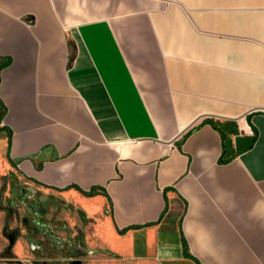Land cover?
<instances>
[{
	"label": "crops",
	"instance_id": "obj_1",
	"mask_svg": "<svg viewBox=\"0 0 264 264\" xmlns=\"http://www.w3.org/2000/svg\"><path fill=\"white\" fill-rule=\"evenodd\" d=\"M124 264H264V0H0V164Z\"/></svg>",
	"mask_w": 264,
	"mask_h": 264
},
{
	"label": "rangeland",
	"instance_id": "obj_2",
	"mask_svg": "<svg viewBox=\"0 0 264 264\" xmlns=\"http://www.w3.org/2000/svg\"><path fill=\"white\" fill-rule=\"evenodd\" d=\"M0 164V260L23 264H124L98 243L95 219L60 191Z\"/></svg>",
	"mask_w": 264,
	"mask_h": 264
},
{
	"label": "flooded vegetation",
	"instance_id": "obj_3",
	"mask_svg": "<svg viewBox=\"0 0 264 264\" xmlns=\"http://www.w3.org/2000/svg\"><path fill=\"white\" fill-rule=\"evenodd\" d=\"M27 179V178H26ZM29 180V179H28ZM31 181V180H30ZM33 182V181H32ZM0 264H23L13 259H3L0 260Z\"/></svg>",
	"mask_w": 264,
	"mask_h": 264
}]
</instances>
